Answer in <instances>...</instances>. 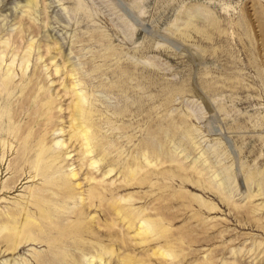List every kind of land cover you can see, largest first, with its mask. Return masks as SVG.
Masks as SVG:
<instances>
[{"label": "rangeland", "instance_id": "374dc122", "mask_svg": "<svg viewBox=\"0 0 264 264\" xmlns=\"http://www.w3.org/2000/svg\"><path fill=\"white\" fill-rule=\"evenodd\" d=\"M0 44V75H15L0 96V228L24 230L0 235V264H264V0H0ZM74 89L88 157L71 139ZM113 206L161 215L171 235L144 245ZM88 241L113 256L83 257Z\"/></svg>", "mask_w": 264, "mask_h": 264}, {"label": "bare ground", "instance_id": "6f19581e", "mask_svg": "<svg viewBox=\"0 0 264 264\" xmlns=\"http://www.w3.org/2000/svg\"><path fill=\"white\" fill-rule=\"evenodd\" d=\"M10 41V40H9ZM4 44L5 45H7V47L9 46V43H8V41H6V42H4ZM2 44H0V46H1ZM12 45V44H11ZM10 45V46H11ZM9 49V48H8ZM8 49H5V51L6 50H8ZM4 51V50H3ZM8 52V51H7ZM3 53V52H2ZM31 53V52H30ZM12 54H13V52H12ZM28 54V53H27ZM7 55V54H6ZM5 57V55H1V57ZM12 56H14V55H12ZM30 56H31V54H30ZM0 57V58H1ZM3 57V58H4ZM27 58H28V56H27ZM5 59V58H4ZM29 59V58H28ZM24 60V59H23ZM30 60V59H29ZM29 60L27 61V62H29ZM3 61V60H2ZM1 61V62H2ZM26 61V60H25ZM4 62V61H3ZM30 63V62H29ZM12 65V64H11ZM24 65H26L25 63H24ZM28 65H30V64H28ZM13 66V65H12ZM12 66H10L9 65V68H8V74L6 75V76H4V77H2V75H0V96L1 95H3V93H5V91L7 92V91H9V87H11L12 88V85H13V83H15L14 82V80H15V75H14V70L12 69ZM1 68L2 67H0V72H1ZM24 68V67H23ZM21 69H22V67H21ZM25 69V68H24ZM28 72V71H27ZM26 74V73H25ZM27 76V75H26ZM77 86V85H76ZM77 88V87H76ZM75 88V89H76ZM74 89V90H75ZM69 91V90H68ZM73 93H74V95H75V97H76V102H75V104H73V106H72V108H71V110H72V112H73V127H72V135H71V139H74V140H76V142H78L80 145H81V147H82V149L84 150V155H86V157H88V156H90V155H92V149H90V148H92L91 147V143H92V141H91V139H90V132L85 128V117H86V114H85V110H84V107H83V105L85 104V102H86V99L82 96V94H80V93H78L77 92V90H75V91H73ZM8 95H9V92H8ZM71 95H72V92H71ZM9 96H11V95H9ZM49 101V100H48ZM50 103H53V100H51L50 101ZM46 107H48V106H46ZM50 107V106H49ZM43 108V107H42ZM45 109H47V108H43V110H45ZM43 110H42V112H43ZM49 111H50V109H48ZM48 110H47V112H48ZM40 111V110H39ZM41 112V114H43ZM45 112V111H44ZM47 112H46V115H47ZM40 113V112H39ZM41 114H39V116L41 115ZM72 114V113H71ZM43 117H45L44 115H43ZM3 118H4V113H3V110H2V108H0V127L3 125ZM91 118H92V115L90 114L89 115V120H91ZM30 131V130H29ZM29 133V132H28ZM32 134V133H31ZM32 136V135H31ZM28 137H30V134H28ZM43 139V138H42ZM41 140V139H40ZM39 140V141H40ZM41 142V141H40ZM40 144V143H39ZM63 144V143H62ZM65 144V143H64ZM42 145V144H41ZM60 145V144H59ZM58 145V146H59ZM39 146V145H38ZM65 146V145H64ZM40 148V147H39ZM38 150H40V149H38ZM35 151H37V150H35ZM47 151L48 150H46V149H42V151H40L41 152V154H40V158L41 159H46L45 157H46V155L48 154L47 153ZM49 151H50V149H49ZM52 152H53V150H52ZM94 153V152H93ZM51 155V154H50ZM49 156V155H48ZM60 156V155H59ZM69 156H71V155H69ZM32 158V157H31ZM34 158V157H33ZM49 158V157H48ZM47 158V159H48ZM38 159H39V157H38ZM61 159V158H60ZM86 159H88V158H86ZM40 160V159H39ZM52 160V163H54V162H57V160H58V156H52L51 155V157H50V161ZM92 160V159H91ZM94 160V159H93ZM31 161V160H30ZM38 161V160H37ZM44 161V160H43ZM54 161V162H53ZM32 162H33V159H32ZM41 162V161H40ZM48 161H46V164H48L47 163ZM88 162H90V160L88 161ZM148 163H150V162H148ZM44 164V163H43ZM97 164V162L94 160V162L92 161L91 162V167L92 166H95ZM40 166H38L39 168L42 166V163H40L39 164ZM90 165V164H89ZM49 166V165H48ZM47 166V167H48ZM98 166V165H97ZM46 167V168H47ZM55 167H56V165H55ZM142 167V166H141ZM39 168H38V170H39ZM43 168V167H42ZM35 169H37V168H35ZM43 169H45V167L43 168ZM54 170H55V168H53ZM42 171V170H41ZM41 171H38V172H40V174H41ZM44 171V170H43ZM45 171H47V172H45V174H47L50 170H48V169H45ZM58 171H59V169H58ZM37 172V171H36ZM55 172V171H54ZM137 172V171H136ZM53 173V172H52ZM56 173V172H55ZM58 174H61V173H59V172H57ZM111 173V172H110ZM50 174H51V172H50ZM58 174H56V175H58ZM131 175L130 176H132V177H134L133 175L135 174H137V173H134V172H132V173H130ZM53 175V174H52ZM55 175V176H56ZM129 175V174H128ZM48 176V175H47ZM73 179H76V177H77V175H76V173L73 175ZM132 177H130V178H132ZM50 178V177H49ZM57 178V176L55 177V179ZM129 178V177H128ZM135 178V177H134ZM133 178V179H134ZM93 179V178H92ZM92 179H91V181H92ZM132 179V180H133ZM48 180V179H47ZM61 180V179H60ZM59 180V181H60ZM135 180V179H134ZM49 181V180H48ZM53 180L51 179V182H52ZM58 181V182H59ZM64 181H66V180H64ZM89 182H90V179L88 180ZM51 182H50V184H51ZM54 182H57L56 180H54ZM57 182V183H58ZM61 182V181H60ZM59 182V183H60ZM70 183H71V180L69 181ZM94 182H95V179H94ZM98 182V181H97ZM131 182V181H130ZM47 183H49V182H47ZM99 183V182H98ZM72 184V183H71ZM70 184V185H71ZM58 185H60V184H58ZM63 185V184H62ZM65 185V184H64ZM73 185V184H72ZM66 186H67V184H66ZM211 186V185H210ZM62 187V186H61ZM68 187V186H67ZM66 187V188H67ZM71 187V186H70ZM78 187H79V184H78ZM93 187V186H92ZM65 188V189H66ZM64 189V188H63ZM64 189V190H65ZM71 189H75V188H71ZM70 189V190H71ZM56 190H58V189H56ZM67 190H68V188H67ZM95 190V189H94ZM98 190V189H97ZM220 190V189H219ZM66 191V190H65ZM64 191V195H67L68 193L67 192H70V191H66L65 192ZM75 191V190H74ZM98 191H100V190H98ZM218 191V190H217ZM259 191V190H258ZM59 193H63V190H62V192H60L59 191ZM71 193V192H70ZM70 193L67 195V196H65V198H66V201H63V202H61V200H57L58 202V204H63V205H67L68 206V203L72 200V199H74L73 197L74 196H72V195H70ZM90 193H91V191H90ZM97 193H99V192H97ZM222 193V192H221ZM219 194V193H218ZM223 194V193H222ZM221 194V195H222ZM57 195V194H56ZM59 195V194H58ZM64 195H63V197H64ZM75 195V194H74ZM69 196H71V197H69ZM94 196H95V193H94V195L93 194H90L89 195V197H88V201L89 200H92L93 198H94ZM101 196V195H100ZM99 196V197H100ZM258 196V195H257ZM260 196V195H259ZM39 197V196H38ZM59 197H60V195H59ZM61 197H62V195H61ZM82 197H84V196H82ZM221 197V196H220ZM251 197V196H250ZM255 197V196H254ZM32 198V197H31ZM34 198H35V196H34ZM65 198H64V200H65ZM105 198H106V196H105ZM252 198H253V196H252ZM40 199V198H39ZM95 199V198H94ZM107 199V198H106ZM159 200H160V198H158ZM162 199V198H161ZM202 199V198H201ZM223 199H225V198H223ZM253 199H255V198H253ZM46 200V199H45ZM48 200V199H47ZM53 200H55V199H53ZM100 200V199H99ZM103 200H104V198H103ZM165 200V199H164ZM37 201H38V199H37ZM69 201V202H68ZM83 201L85 202V200L83 199ZM106 201V200H105ZM108 201V200H107ZM224 200H222V202H223ZM30 202V201H29ZM90 202V201H89ZM88 202V203H89ZM104 202V201H103ZM109 202V201H108ZM111 202V201H110ZM123 202V201H122ZM121 202V203H122ZM150 202H152L151 200H150ZM203 202V201H202ZM205 202V201H204ZM26 203V202H25ZM35 203V202H34ZM90 203H92V202H90ZM104 203H106V202H104ZM159 203V202H158ZM160 203H161V201H160ZM36 204V203H35ZM95 204V203H94ZM99 204H100V202H99ZM109 204V203H108ZM111 204H112V202H111ZM150 204V203H149ZM156 204V203H155ZM162 204H164V203H162ZM162 204H161V206H162ZM168 204V203H167ZM200 204H202V203H200ZM28 205V204H27ZM38 205V204H37ZM44 205H45V203H44ZM44 205H42V206H44ZM49 205V204H48ZM51 205V204H50ZM53 205H54V202H53ZM71 205V204H70ZM69 205V206H70ZM104 205V204H103ZM114 205H116V204H114ZM160 205V204H159ZM158 205V206H159ZM206 205V204H205ZM57 206V205H56ZM55 206V207H56ZM77 206V205H76ZM95 206V205H94ZM110 206V205H109ZM118 206V205H117ZM153 206V205H152ZM156 206V205H155ZM160 206V207H161ZM166 205H164V208H166L165 207ZM200 207L199 208H203L202 210L204 211V206L203 207H201L202 205H199ZM213 206H215V205H213ZM35 207H37L36 205H35ZM60 207V206H59ZM96 207V206H95ZM103 207V206H102ZM216 207V206H215ZM31 208V207H30ZM40 208V207H39ZM45 208H47L46 206H45ZM63 208V207H62ZM62 208H61V210H62ZM112 209H113V211H115L114 213H116L117 214V217L118 216H120L121 217V219L123 218L124 220H123V222L125 221L126 223H128L129 224V227H131V229H133V228H135L134 226H136V224H137V222H139V223H141V225H140V229H138L139 231H137L138 233H136L135 235L136 236H139V237H142L143 239L142 240H140V241H143L144 240V245H148V244H145V242H147L149 239H152V241H153V239H155V241H160L161 242V240L162 239H165L167 236V234H168V232H170V231H168V229L165 227V224H167V223H165L164 224V221L165 220H162L161 219V215H159V217H158V219L157 220H153L152 218H154V216H153V214L152 215H150V214H147L146 216H144L143 214V218L142 217H140V214H139V217L138 218H135V215H134V213H130V212H125L124 211V209L122 208V209H120V208H117L116 206H113V207H111ZM169 208V207H168ZM206 208H207V206H206ZM205 208V209H206ZM218 208V207H217ZM240 207H238V208H236V209H239ZM43 209V208H42ZM58 209V208H57ZM56 208H55V210H57ZM66 209V208H65ZM64 209V210H65ZM111 209V210H112ZM167 209V208H166ZM61 210H59L60 212H61ZM63 210V211H64ZM68 210V209H67ZM157 210H159V212L161 211L160 210V208L158 209L157 208ZM164 210V209H163ZM209 210V209H208ZM234 210V209H233ZM241 210V209H240ZM251 210V209H250ZM249 210V211H250ZM254 210H255V208L251 211V212H254ZM21 211V210H20ZM38 211V210H37ZM42 211V210H41ZM58 211V210H57ZM56 211V212H57ZM66 211V210H65ZM112 211V212H113ZM149 211V210H148ZM155 212H157L156 210H154ZM198 211H199V209H198ZM197 211V212H198ZM203 211H199V212H203ZM209 211H211V210H209ZM216 211H218V210H216ZM237 211V210H236ZM248 211V213L251 215V212H249ZM256 211V210H255ZM133 212V211H132ZM147 212V211H146ZM159 212H157V214L159 213ZM164 212H165V210H164ZM207 212V211H206ZM24 213L25 214H28V213H26L25 211H24ZM37 213H39V214H43V213H45V211H43L42 213H40V212H37ZM49 213H50V211H49ZM55 213V212H54ZM59 213V212H58ZM214 213H215V211H214ZM256 213V212H255ZM15 214V213H14ZM23 214V213H22ZM21 214V215H22ZM115 214V215H116ZM160 214H162V212L160 213ZM204 214V213H203ZM212 214V213H211ZM238 214V213H237ZM35 215H36V213H35ZM137 215V214H136ZM156 215V214H155ZM14 216V215H13ZM31 216V215H30ZM50 216V215H49ZM152 216V217H151ZM195 216H198V215H196L195 214ZM46 218V216L45 215H42V218ZM74 217V216H73ZM137 217V216H136ZM162 217H163V214H162ZM202 217V216H201ZM14 217H12V219H13ZM42 218H41V222L43 221L42 220ZM86 218V217H85ZM164 218H165V216H164ZM194 218V217H193ZM203 218V217H202ZM19 219H20V217H19ZM64 219V218H63ZM111 219V218H110ZM117 219V218H116ZM155 219V218H154ZM198 219V218H197ZM200 219V218H199ZM18 220V219H17ZM37 220H39L40 221V219L38 218ZM114 220V219H113ZM166 220H169V219H166ZM195 220V219H194ZM24 221H25V226H22V227H28V226H30V225H35V223L33 222V220H32V218H30V219H28V218H26V219H24ZM46 221H48L47 220V218H46ZM118 220H116L115 222H117ZM203 221V220H202ZM202 221L200 220V222H201V224H202ZM11 222V221H10ZM13 222H14V220H13ZM44 222V221H43ZM122 222V223H123ZM199 222V223H200ZM3 223V222H2ZM5 223V222H4ZM9 223V222H8ZM48 223V222H47ZM114 223V222H113ZM112 223V224H113ZM125 223V224H126ZM6 224V223H5ZM16 224H17V221H16ZM45 224V223H44ZM50 224V223H49ZM115 224V223H114ZM117 224V223H116ZM115 224V225H116ZM2 225V224H1ZM11 225V224H10ZM20 225V224H19ZM18 225V226H19ZM18 226H16V227H12V229L11 228H9V227H7V226H5L4 228H0V235L1 234H5V232H14V233H20V231H22L23 229L20 227V228H18ZM82 226V225H81ZM114 226V225H113ZM138 226V225H137ZM169 226H170V224H169ZM168 226V224H167V227L170 229V227ZM72 227H73V225H72ZM74 227H76V225L74 224ZM133 227V228H132ZM261 228V227H260ZM22 229V230H21ZM27 229V228H26ZM72 229V228H71ZM126 229H127V227H126ZM204 229V228H203ZM262 229V228H261ZM260 229V230H261ZM73 230V229H72ZM75 230V229H74ZM24 231V230H23ZM76 231V230H75ZM74 231V232H75ZM128 231V230H127ZM136 231V230H135ZM135 231H134V233H135ZM203 231V230H202ZM72 232V231H71ZM207 232V231H206ZM131 233V232H130ZM171 233H172V231H171ZM23 234V233H22ZM22 234H20V235H22ZM76 233H74V235H75ZM103 234V233H102ZM6 235V234H5ZM131 235V234H130ZM168 235H171V234H168ZM205 235V234H204ZM7 236V235H6ZM10 236V235H9ZM18 236V235H17ZM16 236V237H17ZM26 236V235H25ZM76 236V235H75ZM4 237V236H3ZM12 237H14V236H12ZM11 237V238H12ZM21 237V236H20ZM133 237H134V235H133ZM169 237H171V236H169ZM9 237H7V239H8ZM22 238V237H21ZM129 238V237H128ZM138 238V237H137ZM1 239V238H0ZM3 239V238H2ZM1 239V240H2ZM6 239V240H7ZM124 239V238H123ZM207 239V238H206ZM5 239H4V241H6ZM108 240V239H107ZM82 241H84L83 239H82ZM169 241V240H168ZM178 241V240H177ZM201 241V240H200ZM209 241H212V240H209ZM124 242V241H123ZM131 242V241H130ZM149 242H151V240H149ZM170 242H171V240H170ZM169 242V243H170ZM181 242V241H180ZM180 242H178V244L180 243ZM182 242H184V241H182ZM193 242L194 243H198V241L196 240V241H194L193 240ZM11 243V242H10ZM15 243V242H14ZM143 243H141V244H143ZM148 243V242H147ZM153 243H155V242H153ZM157 243V242H156ZM159 243V242H158ZM165 243H168V242H165ZM165 243H162V244H165ZM200 243V242H199ZM202 243V242H201ZM208 243V242H207ZM211 243V242H210ZM125 244V243H124ZM161 244V245H162ZM120 245V244H119ZM126 245V244H125ZM161 245H159V247L161 246ZM170 245H172V244H170ZM184 245V244H183ZM194 245V244H193ZM77 246V245H76ZM84 246V248H82V252H81V255L83 256V257H85L86 256V254H87V252H90V251H92V252H94L95 251V253H99V254H101L100 256H102V258H103V260H104V258H105V256L103 255V254H105V255H107V256H109V257H112L113 256V251H111V250H113V249H111V250H109V249H107V248H104L103 246H101V245H93V244H89V241L85 244V245H83ZM105 246V245H104ZM111 246V245H110ZM122 246V245H121ZM120 246V247H121ZM149 246V245H148ZM155 246V245H154ZM165 246H166V244H165ZM179 246H181V245H179ZM179 246H178V250L180 249L179 248ZM14 247V246H13ZM119 247V248H120ZM151 247V246H150ZM112 248V247H111ZM156 248H157V245H156ZM122 249H123V247H122ZM158 250L159 249H161V247L160 248H157ZM170 249L171 248H169L168 250L169 251H166L165 249H161L159 252H158V250H157V252L155 253V256L154 257H160V258H162V259H167V258H171L173 261L174 260H176V258H178L179 257V255L177 256V252L175 253V251L173 250V249H171V251H170ZM87 250V251H86ZM94 250V251H93ZM145 250V249H144ZM173 250V251H172ZM178 250H176V251H178ZM121 251V250H120ZM182 251V250H181ZM197 251H199V250H197ZM255 251V250H254ZM147 252V251H146ZM145 252V253H146ZM179 252V251H178ZM114 253H115V250H114ZM144 253V252H143ZM149 253V252H148ZM153 253V252H152ZM180 253V252H179ZM243 253V252H242ZM252 253H253V251H252ZM190 254V253H189ZM235 254V253H234ZM71 255V254H70ZM89 255V254H88ZM128 255V254H127ZM154 255V254H153ZM182 255V254H181ZM188 255V254H187ZM65 256V255H64ZM97 256V255H96ZM144 256V255H143ZM183 256V255H182ZM210 256V255H209ZM213 255H211V257H212ZM241 256V255H240ZM63 257V256H62ZM62 257H60V259L62 258ZM87 257V256H86ZM115 257V256H114ZM119 257V256H118ZM125 257V256H124ZM187 257V256H186ZM190 257V256H189ZM188 257V258H189ZM234 257H236V256H234ZM64 259H65V257H63ZM62 258V259H63ZM69 258V257H68ZM101 258V259H102ZM123 258V257H122ZM132 258V257H131ZM144 258V257H143ZM149 258V257H148ZM174 258V259H173ZM180 258V257H179ZM181 258H183V257H181ZM212 258H215V257H212ZM209 259V257H208V259L206 260L205 259V262L203 263V264H215V260H213V259ZM62 259H61V261H62ZM94 259V258H93ZM133 259V258H132ZM132 259H130V258H128V259H125L124 260V262H123V264H137V262L136 263H134V261L132 260ZM135 259V258H134ZM186 259V258H185ZM199 259V258H198ZM198 259H197V261H198ZM217 259V258H216ZM219 259V258H218ZM65 260H67V259H65ZM102 260V261H103ZM110 260V259H109ZM122 260V259H121ZM156 260V259H155ZM154 260V261H155ZM178 260H182V259H178ZM60 261V260H59ZM123 261V260H122ZM140 261H141V259H140ZM144 261V260H143ZM159 260L157 259V261L156 262H158ZM177 261V260H176ZM176 261H174V262H172V263H176ZM183 261V260H182ZM181 261V262H182ZM196 261V260H195ZM226 261V260H225ZM232 261V260H231ZM234 261V260H233ZM93 262H94V260H93ZM142 262V261H141ZM146 262H149L148 260L146 261ZM151 262V261H150ZM149 262V263H150ZM179 262V261H178ZM185 262H187V260H185ZM190 262V261H189ZM219 262H220V260H219ZM227 262V261H226ZM229 262V261H228ZM237 262V261H236ZM108 263V262H107ZM121 263V262H120ZM149 263H143V264H149ZM159 263V262H158ZM167 263V262H166ZM183 263H184V261H183ZM192 263V262H191ZM218 263V261L216 262V264ZM230 263V262H229ZM92 264H95V263H92ZM142 264V263H141ZM161 264V263H160ZM168 264V263H167ZM170 264V263H169ZM176 264H178V263H176ZM181 264V263H180ZM187 264V263H186ZM202 264V263H201ZM231 264V263H230ZM234 264V263H233Z\"/></svg>", "mask_w": 264, "mask_h": 264}]
</instances>
